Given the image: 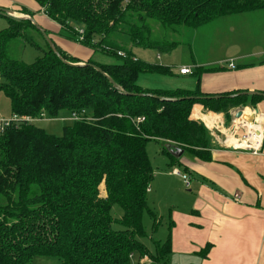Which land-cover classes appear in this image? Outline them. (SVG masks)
Masks as SVG:
<instances>
[{"label":"trees","instance_id":"obj_1","mask_svg":"<svg viewBox=\"0 0 264 264\" xmlns=\"http://www.w3.org/2000/svg\"><path fill=\"white\" fill-rule=\"evenodd\" d=\"M32 1L60 25L63 37L89 47L93 55L84 61L52 40L55 51L31 10L29 18H19L0 9L8 23L0 30V92L9 99L12 114L55 118L64 111H85L90 119L71 120L61 136L35 123L45 117L0 134V264H33L42 256L62 264H133L136 254L165 261L170 233L165 242L156 241L155 254L142 241L147 235L144 213L152 218L153 233L161 224L148 201L154 177L148 144L169 142L210 161L213 137L204 122L189 117L192 105L228 115L234 108H256L264 93L205 94L199 85L201 68L194 89L143 86L144 74L173 76L174 71L139 59L134 49L170 52L180 41L170 40L168 32L261 9L264 0ZM152 20L163 36L154 32ZM19 39L39 51L35 61L11 54ZM98 52L117 61L97 60ZM162 152L177 161L167 149ZM115 204L123 209L119 219L112 215ZM117 222L120 229L114 228Z\"/></svg>","mask_w":264,"mask_h":264},{"label":"crops","instance_id":"obj_2","mask_svg":"<svg viewBox=\"0 0 264 264\" xmlns=\"http://www.w3.org/2000/svg\"><path fill=\"white\" fill-rule=\"evenodd\" d=\"M27 3L31 6L32 2ZM233 15L249 18V23H241L238 27L236 23L227 25L228 34L225 33L224 38L217 43L222 55L201 60L193 51L191 63H183L174 69V75L179 79L188 75L193 78H183L167 88L176 86L194 89L198 83L195 72L197 68H201L199 85L205 94L219 95L236 91L264 93V8L226 15L223 18ZM44 17H41L40 23L37 19L34 20L49 32L52 40L63 50L84 61L92 57V49L63 37L60 25ZM245 43L246 48L243 47ZM213 49L211 47L210 52ZM158 57L160 58L159 54ZM231 63L234 67L230 66ZM184 66L190 67L193 73H180V68ZM157 85L151 82L144 86L165 87ZM239 109H244V115L248 116L252 115L250 111H256L264 119V99L256 108L238 107L230 110L228 115L205 110L202 104L192 106L190 118L204 122L213 137L212 158L205 161L192 153L186 156L184 154L177 161L169 157L170 166L179 168L180 165L184 169L181 173L188 174L192 179L197 178L193 182L196 188L192 189L191 202L181 205L173 196L174 190L171 188L175 183L176 191L179 190L176 182L178 177L183 179L182 174H176L173 170L161 173L163 189L169 188L168 194L175 199L166 200V218L158 214L160 226L164 219L167 226V233L160 242H165L170 233L171 252L161 262L151 258L149 254L137 256V262L134 255L133 264H146L150 261H155L156 264H183L180 262L182 255L190 254L194 255L193 261L197 260V264H264V141L257 152L232 147L231 139L225 141L226 133L229 136L228 127L238 118L235 114ZM8 114L0 113L3 116H9ZM60 115L69 118L66 112ZM208 117L212 120H208ZM254 117L251 116L250 120ZM165 144L170 145L169 142ZM155 191L154 199L158 201V190ZM208 245V252L204 254Z\"/></svg>","mask_w":264,"mask_h":264},{"label":"rangeland","instance_id":"obj_3","mask_svg":"<svg viewBox=\"0 0 264 264\" xmlns=\"http://www.w3.org/2000/svg\"><path fill=\"white\" fill-rule=\"evenodd\" d=\"M31 1V7L27 2ZM18 4V7L16 6ZM20 7V9H18ZM0 8H7L11 9L14 15L21 16V17H26V16H31L29 14V11L31 10L33 12V18L37 19V21H41L42 18H45L44 14L41 12V7H39L36 3H34L32 0H0ZM28 10H25L27 9ZM19 10V11H17ZM8 14V13H7ZM10 14H12L10 12ZM20 14V15H19ZM42 17V18H41ZM228 18V19H227ZM263 19V17H262ZM40 23V22H39ZM241 25V23L248 24L249 23V18H240L236 16H229V17H221L216 20H213L203 26H200L198 28H192L188 26H182L180 28V31L177 33H173L172 31L168 32V38L170 40H178L180 41V45H178L176 48H174L170 52H161L158 49H144V48H135L134 51L136 52V55L139 59H142L146 62L149 63H154V64H160V65H165L172 67L173 71L174 69H177V67L181 66L183 63H191L192 62V52H195V55L202 59H207L208 57L212 58L211 56L219 57L222 55L220 54L218 50V41L221 38H224L225 33L228 34L227 30V25L230 24H235ZM151 24L153 26L154 32L155 33H161L163 36V29L160 27V24L156 23L155 21H151ZM7 19L0 16V30H3L7 27ZM257 28V27H253ZM62 31V30H61ZM33 33V32H32ZM62 33V32H61ZM62 35V34H61ZM232 35V33H231ZM34 36L36 37L37 41L40 42L43 46H46L45 41L42 39L40 34L38 32H34ZM48 36H50L48 34ZM19 40H15L12 44L11 48V54L16 57V58H22V60L26 63H31L35 61L37 56L39 55V51L31 46V45H25L23 46L22 43H20ZM213 47V52H210V48ZM243 47L246 48L247 45L246 43L243 44ZM210 52V53H209ZM224 52V50H223ZM225 53V52H224ZM158 54L160 55V58L158 57ZM211 54V55H209ZM96 58H102L103 62H111V61H117L115 57H113L110 53H101L98 52L95 55ZM175 73V72H174ZM168 76V75H162L159 73H150V74H144L141 79H140V84L145 85V84H151V82H154V84H158L157 86H165L162 87L164 89H177L182 87H172V88H167L170 87V84H175L176 81L180 82L183 78L185 79H190L193 78L192 75H188L186 77H180L173 75ZM156 86V85H154ZM156 88V87H154ZM188 89V88H184ZM194 104H200L198 102ZM193 104V105H194ZM192 105V106H193ZM10 102L7 96L5 95L4 92H0V113L5 114V113H10ZM192 109V107H191ZM66 113L71 114V112L64 111ZM12 114V111H11ZM10 114V115H11ZM9 115V114H8ZM191 115V113H190ZM68 116V117H69ZM248 116V115H247ZM190 117V116H189ZM71 119L69 118H64L61 115L59 117L52 118V116H46L44 119L36 121L35 123L42 128H44L48 133L50 134H55L58 136L62 135L63 128L66 125L71 124ZM214 146V145H213ZM163 149H167V145L165 142L162 141H155L152 140L148 144V152L150 155V158L152 160L153 164V169H154V177L151 182V192L148 193V201L149 205L153 210H155L156 214L164 215V218H166L167 214V207H165L166 200L172 201L174 199L172 195L170 196L168 194V189H163L164 183L161 182V176L163 171H172L175 168L180 169L181 172H184L183 168L179 165L178 167H172L170 166V160L168 162L169 156L165 153L162 152ZM190 152L185 151L182 156L185 154L189 155ZM194 181H197V178H193L190 176V185L191 188L186 187L184 184V181L181 177H178V180L176 182L177 186H179V190L176 191V186L175 183L172 185V190H174L173 196L176 197V201H179L181 205H187L191 202L192 198V189L194 190L195 183ZM100 195L101 197H106V187L105 183L102 182L100 184ZM158 190V196L159 199L158 201L155 198V193ZM191 190V191H190ZM106 195V196H105ZM175 200V199H174ZM155 207V208H154ZM162 212V213H161ZM123 214V209L120 205L115 204L112 207V215L115 219L121 218ZM144 221V227L147 231V235L142 239L146 247L150 250L152 254H155L156 252V241H161L164 239L166 233H167V226H166V220H163V224L159 227L156 233H153L151 230L152 227V218L151 216L146 212L144 213L143 217ZM114 228L115 229H120L121 225L119 223H114ZM137 255V254H136ZM135 255L136 257L139 256ZM194 255H182L180 258V262L183 264H197V260L193 261ZM139 259H137V262ZM193 261V262H192ZM33 264H62L57 258H51V257H36L34 259ZM146 264H156L155 261H150L149 263L146 262ZM200 264V263H199Z\"/></svg>","mask_w":264,"mask_h":264},{"label":"built area","instance_id":"obj_4","mask_svg":"<svg viewBox=\"0 0 264 264\" xmlns=\"http://www.w3.org/2000/svg\"><path fill=\"white\" fill-rule=\"evenodd\" d=\"M231 67L234 65L231 63ZM182 74L191 73V68L184 66L180 69ZM242 110V114L240 117L235 119L230 127H228V134L226 133L225 141H229L230 139L233 141L230 143L232 147L243 148L245 150H250L257 152L262 142L264 141V119L259 116L256 111H250L252 113L251 116H255L254 119L250 120V116L244 115L245 110ZM45 117V114H40L39 117L27 116V115H19L12 114L10 116H0V134L4 133L9 128H18L23 124H28L34 122L36 120L42 119ZM71 120H82V119H90L86 116L85 111L82 112H72L70 116ZM143 117H139L138 121L143 120ZM253 125V126H250ZM263 126V129H262ZM176 174H182L183 181L186 187L190 186V176L186 173H181V171L177 168L173 170Z\"/></svg>","mask_w":264,"mask_h":264},{"label":"water","instance_id":"obj_5","mask_svg":"<svg viewBox=\"0 0 264 264\" xmlns=\"http://www.w3.org/2000/svg\"><path fill=\"white\" fill-rule=\"evenodd\" d=\"M0 9H1L3 12L8 13L9 15L14 16V17H19V18H29V16H26V17L16 16V15H14V13L12 12L11 9H7V8H0ZM10 12H11L12 14H10ZM33 22L38 26V28L40 29L41 33L43 34V36H44L46 42L49 44V46L52 47L53 49H55V51H56V48H55V46H54V43H53L52 39H51V38L48 36V34L46 33L45 29H43L42 27H40V26L38 25V23L34 20V18H33ZM63 60H64L65 62H68V61L65 60V59H63ZM70 64H72V63H70ZM83 64H84V63H75V64H73V65H83ZM96 67H97V66H96ZM97 69H98L99 71H102V70L100 69V67H97ZM110 81L116 86V84L114 83V81H113L112 79H110ZM216 97H217V96H216ZM241 114H242V110L239 109V110L236 112L235 116H236V117H239V116H241ZM167 150H168L172 155H174V156L177 157V158H180V157L182 156V154L184 153V150H183V149H181V148H179V147H177V146H175V145H173V144L168 145V146H167Z\"/></svg>","mask_w":264,"mask_h":264},{"label":"bare ground","instance_id":"obj_6","mask_svg":"<svg viewBox=\"0 0 264 264\" xmlns=\"http://www.w3.org/2000/svg\"><path fill=\"white\" fill-rule=\"evenodd\" d=\"M16 16H17V15H16ZM81 37H82V36H81ZM181 68H182V67H181ZM181 68H180V69H181ZM189 68H190V67H189ZM191 71H192V69H191ZM180 73H181V72H180ZM191 73H192V72H191ZM191 73H188V74H191ZM245 115H246V114H245ZM0 116H2V115H0ZM246 116H247V115H246ZM250 117H251V116H250ZM207 119H208V120H212V119H210L209 117H208ZM141 121H142V120H141ZM250 126H253V125L250 124ZM262 129H263V126H262Z\"/></svg>","mask_w":264,"mask_h":264}]
</instances>
